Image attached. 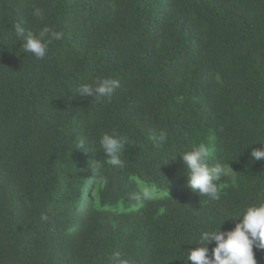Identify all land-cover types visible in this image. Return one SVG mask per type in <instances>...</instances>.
I'll use <instances>...</instances> for the list:
<instances>
[{
  "label": "trees",
  "instance_id": "obj_1",
  "mask_svg": "<svg viewBox=\"0 0 264 264\" xmlns=\"http://www.w3.org/2000/svg\"><path fill=\"white\" fill-rule=\"evenodd\" d=\"M0 264H264V0H0Z\"/></svg>",
  "mask_w": 264,
  "mask_h": 264
},
{
  "label": "clouds",
  "instance_id": "obj_2",
  "mask_svg": "<svg viewBox=\"0 0 264 264\" xmlns=\"http://www.w3.org/2000/svg\"><path fill=\"white\" fill-rule=\"evenodd\" d=\"M214 67L211 63V66L208 67L205 74L195 78L196 80L194 84L199 87L203 86L204 83H207V85L210 84L211 86L214 85L219 79V72L217 71L218 69ZM201 167L204 166H199L195 168H188L187 166L186 171L183 175V183L181 185V188L179 189L178 197L175 196L178 190L175 192L174 195L163 194V197L161 195L159 198L153 197L152 199H149V203H151L150 207L154 205L155 202L159 204L158 202L161 200L166 201V199L169 200L173 198L174 203L176 204H174V206L179 211H185L187 213H197L200 212V210L206 209V205L202 200L205 199L207 195L211 197L216 195V197L219 196L218 202L220 207H223L227 211L231 212L237 211V209H239V206L234 197L230 196L228 193L215 194L214 192V189L216 187L221 188V186L223 185V183L218 181L219 178L217 177V175L225 172L219 170L216 171L213 168ZM95 182V178H90L89 180L83 183L79 196L75 198V206L73 208L65 209V212L67 214L66 217H73L79 215L81 211L87 209V205L89 199L91 198L92 189L94 187ZM111 209L116 210L112 206L109 207L107 210ZM116 212L117 210L113 213Z\"/></svg>",
  "mask_w": 264,
  "mask_h": 264
}]
</instances>
